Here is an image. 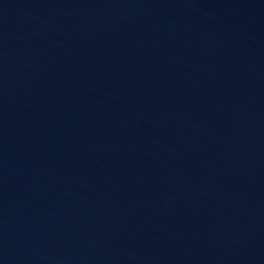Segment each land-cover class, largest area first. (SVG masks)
<instances>
[{"label":"water","instance_id":"water-1","mask_svg":"<svg viewBox=\"0 0 264 264\" xmlns=\"http://www.w3.org/2000/svg\"><path fill=\"white\" fill-rule=\"evenodd\" d=\"M0 264H264V0H0Z\"/></svg>","mask_w":264,"mask_h":264}]
</instances>
